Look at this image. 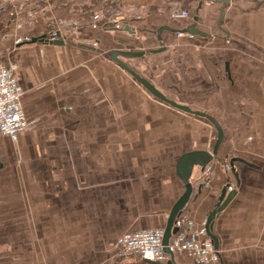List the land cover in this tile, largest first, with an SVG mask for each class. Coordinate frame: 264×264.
I'll list each match as a JSON object with an SVG mask.
<instances>
[{"label": "crops", "instance_id": "1", "mask_svg": "<svg viewBox=\"0 0 264 264\" xmlns=\"http://www.w3.org/2000/svg\"><path fill=\"white\" fill-rule=\"evenodd\" d=\"M170 1L132 0L161 14L116 25L129 24L134 34L106 24L90 28L89 39L71 46L29 42L37 33L25 26L9 29L8 35L0 31V62L15 66L27 119L16 141L0 131V264H112L122 252V235L164 228L184 190L177 159L186 151L209 149V129L190 121H159V110L178 116L109 57L115 48L148 51L162 45L163 51L145 53L136 62L122 59L169 99L213 116L224 131L218 157L204 175L196 169L195 187L203 186L182 215L191 220L190 231L204 226L222 186L228 179L236 183L235 195L213 221L221 264H264V0H177L179 9L189 11L181 20L167 17ZM258 3L261 8H255ZM194 22L207 35L184 31ZM25 35L29 40L16 43ZM231 40L236 45L224 48ZM122 42L123 48H112ZM177 45L184 50L183 62L170 56ZM141 60L145 63L137 65ZM181 93L189 100L179 101L175 95ZM112 109L137 117L106 122ZM102 115L104 120L96 121ZM147 115L153 120H138ZM181 124L187 145L166 150L168 128ZM113 130L126 135L119 139ZM229 139L251 156H231L249 163L234 162L237 179L224 164ZM17 189H23L22 200ZM204 238L211 240L206 233ZM174 261L196 264L185 253L174 254ZM135 264L155 263L139 258Z\"/></svg>", "mask_w": 264, "mask_h": 264}, {"label": "rangeland", "instance_id": "2", "mask_svg": "<svg viewBox=\"0 0 264 264\" xmlns=\"http://www.w3.org/2000/svg\"><path fill=\"white\" fill-rule=\"evenodd\" d=\"M90 1H91L92 4L97 5V8H96L97 11H102L101 9L105 10L106 12H108V11L111 12L112 10H117V11H116V13L111 12L112 14L109 15V16L104 15L103 18H99L98 20H96V21L94 20L93 21L92 15L89 16V17L80 15V13L82 11H88L89 10V6L88 5L90 3H87L88 0H0L1 8H2V6L4 7L0 11V31H1V34L2 33H7L6 35H8V34H10V30L11 29L15 30V28L16 29H18V27H21V28L23 27L24 28V26H25L26 27V32L30 33V31H32L31 33H37V35H39L40 31H43V30L44 31H49L48 24L50 23V21L55 22V20H58V19L79 20V19H81L83 17V18H87L88 22H92L93 21L92 23H89V25H90L89 27H85V28L80 27V28H78V30L81 31L80 34L72 35V36L67 37L68 41H71V42L75 43L77 41L79 42V41H84L85 39H89L86 34L90 33L89 29L92 28V27H96L97 29H99L101 27V25H102V28H105L104 24H106L107 27H109V26L114 27L116 25H119L121 23V21H123L119 17L120 16L119 14H121L120 12H118L119 11V7L120 8L121 7L125 8V11L123 12V14H121L122 16H124L126 18L132 17L136 21L137 20H142V18H144L146 20V19L151 18L152 16L161 14V13H158L159 10L156 7H152V6L149 7L148 6L146 8H142L137 3L130 2L132 0H90ZM258 4H257V7H255V8H261V6L263 5V3H258ZM176 5L180 6V4H179V2L177 0H175V1L173 0V1H170L168 3V7L169 8L166 10L168 18H170L171 11L173 9H176ZM51 7H53V9H51ZM42 9H47V10L44 11L45 13H43L41 11ZM163 10H164V8H162V11ZM52 16H55V18H53V20H51ZM139 18H141V19H139ZM113 19H116V20L112 21ZM106 21H109V22L105 23ZM110 21H112L114 23H110ZM26 36L27 35H25V37H19V38L23 42V41L28 39V37H26ZM177 36L178 37H184L183 35H178V34H177ZM142 37H143V40H144L145 39V35H142ZM17 39L18 38H16L15 40H17ZM139 41H141V40H139V39L137 40L136 39L135 42H139ZM181 41H182V43L179 42V44L185 45L186 42L184 40H181ZM124 43L125 42H122V45H119L117 43L118 46H114L113 45L112 48L121 47V46L123 48ZM234 44H235V42L233 40L225 41L223 47L224 48H226V47H234ZM177 46H178L177 54L174 55L172 53L170 56H171V58L173 57L175 59L176 63H177V61H182L183 62L184 58L181 59V57H182V55L184 53V50H179V48H181V47H180V45H177ZM110 47L111 46L109 45V48ZM178 54H180V56L177 58ZM241 56L247 57L244 53H241ZM166 57L167 56H165V58ZM131 59L129 61H135L136 62L138 60V58H131ZM171 61H172V59H171ZM144 63L145 62L143 60H141V61H139V63H137V65H141V64H144ZM123 72L125 74H127L124 70H123ZM127 75L130 76L129 74H127ZM129 78L132 79L131 77H129ZM178 83H179V86H181V89H182L181 83L180 82H178ZM148 96L150 98L154 99L160 105H164L168 109H173L174 112L172 110H168V111H170L171 113H173L176 116H178V118H176L172 114H169V113L167 114V113H164L163 110H159L158 113L160 114V117H161L159 119V121H161V120L165 121L167 123L166 125H168V124L171 125L173 122H176V121H179V122H182V123L190 121V122H194V123H197V124L206 125L208 127V129H209V133H208L209 141L211 140L210 142L214 143L215 138H216V130L212 126V124L209 123V121H207L204 118H201V117H198V116H195V115H191V114L185 113L183 111L174 109L173 107L169 106L167 103L155 98L153 95L150 96L148 94ZM175 96L181 102H186V100H189L188 98H185L183 96V93H181L180 95H175ZM191 100L192 101L193 100L197 101V103L199 104V99L198 98H194V99H191ZM236 100L237 101H241L242 99H235V101ZM163 103H165V104H163ZM245 105H246V103L243 106H245ZM125 111H126V109H124L123 111H116L115 109H112V113L110 115V119H109V116L106 115V118H105L106 122L110 120V122L118 124L119 122H123V121L126 122L128 120H131V119L137 117V116H134V115L127 114V113H125ZM131 117H133V118H131ZM149 117L150 116H148L147 119H143L142 117H140V119H138V120H142V121L153 120V118H149ZM103 120H104L103 119V115H102V120H100L98 118L96 119V121H103ZM154 120H158V119L154 118ZM175 127H176L175 129H173L172 127H171V129L168 128V130H167V132H166V134H165V136L163 138L164 143L168 146V148H166V150L171 149L172 152H173V148L178 150V149H181L182 147L187 145V142H186L187 131L185 129H183V125L182 124L180 126H175ZM235 131H238V129H235ZM96 132L98 133L99 131H96ZM113 134L117 135L118 138L120 139V138H123L126 135V130L124 131L123 136H121V137H120V131L116 132L115 130H113ZM230 137L232 139V136H230ZM231 139H229V142H228L229 144L227 145L228 146L227 149L225 148L227 153L225 152L226 155L224 157V164H225V166L227 168L230 167L228 165V162L230 160L229 158L232 155L234 156L236 153H238V154H243V155L250 156L249 151L247 150V147L242 146V145H241V147H239L236 143H235L236 145L234 146V144L232 143ZM212 145L213 144H211L210 148L212 147ZM230 146H233L234 150L232 152L230 151V149H231ZM128 148H130V147H128ZM228 152H231V153H228ZM168 155H170V154H168ZM225 161H228V162L225 163ZM204 174H205V172L203 174H201V175H204ZM194 175L195 176H193V183H195L196 180H197V172L196 171H195ZM233 184H234L233 187H235L236 183H233ZM17 191H18V193H16V195L19 194V198H20V200H22L23 189H17ZM64 199H65V201L70 200L69 194H65ZM117 254H118V256L113 258L112 264H124V263L125 264L126 263L135 264L137 261H139V258L135 257L134 255L126 254L128 256L129 260H124V257L126 256L124 252L118 251ZM122 255H124V256H122ZM110 261H111V259H110Z\"/></svg>", "mask_w": 264, "mask_h": 264}, {"label": "water", "instance_id": "3", "mask_svg": "<svg viewBox=\"0 0 264 264\" xmlns=\"http://www.w3.org/2000/svg\"><path fill=\"white\" fill-rule=\"evenodd\" d=\"M105 2V1H104ZM225 2H229V0H225ZM87 3H90L89 10L88 11H82L80 13L81 16H91L93 18V21L98 20L99 18H103L104 15H111V12L116 13L117 10H112L111 12H106L105 10L101 9L102 11H97V5L92 4L90 0H88ZM76 6V5H75ZM125 7V6H124ZM2 8H4L2 6ZM1 6H0V11H1ZM117 8V7H116ZM176 8L179 9L180 6L176 5ZM53 9V7H51ZM118 9V8H117ZM47 9H42L41 11L45 13ZM125 11V8H120L119 11L121 14ZM119 14L120 19L123 21L126 20V17L122 16ZM46 16V15H45ZM55 16L51 17V20H53ZM87 18H81L79 20H63V19H58L55 20V22L50 21L48 24L49 31H40V34L37 36H34L30 38L29 42H49L54 45H61L65 46L67 45H75L76 43L68 41L67 37L72 36V35H78L81 33V31L78 30L80 27H89V23ZM194 20H197V17H194ZM105 26V24H104ZM165 28V27H164ZM167 28V27H166ZM105 29V28H104ZM109 29L111 30H126L131 34H134L135 31H133V27L130 26L129 24L124 25V27L120 26H114L110 27ZM171 30V28H167ZM161 31L162 29L157 30V40L159 43L162 44L161 42ZM185 32H188L190 35H207L205 32L201 31L196 27V23H192L189 26H187L184 29ZM49 34V39H47V35ZM123 41V40H122ZM164 46L162 45L159 48L156 49H150L148 51H132V50H123L119 48L112 49L109 53V57L113 63H115L117 66L121 67L127 74H129L137 83H139L144 89H146L151 95H153L155 98L167 103L169 106L183 111L185 113L195 115L201 118L206 119L209 121V123L212 124V126L216 130V138L215 141L210 149H196V150H190L182 153L179 158L177 159L176 162V174L183 183L184 190L182 194L179 196V198L174 202L172 205L166 219V223L163 228V238H162V245H163V250L166 252L168 255V259L164 263H158L154 261H148L144 260L146 262L150 263H155V264H175L174 261V252L170 249L169 244L170 240L177 232V227L175 226V221L176 219L182 215V213L186 210L188 207L191 199L195 195V189H197V192H200L203 184L200 183L195 187V184L193 183V176L194 172L196 169H199V172L203 174L205 172L206 167L214 160L216 159L218 148L220 144L223 141L224 137V131L217 119H215L213 116L209 115L208 113L199 111V110H194L191 107L177 103L176 101L169 99L166 97L161 91H159L148 79L145 77L141 76L136 70H134L127 62H125L122 58H140L145 55V53H156L164 50ZM239 161L243 162L247 165L249 163L242 159V158H237V157H231L229 160V165L231 168L232 173L234 174V177L237 179L238 174L234 166V162ZM229 189V190H228ZM235 187L231 185L230 180H227V183L222 186L219 197L217 199V203L213 207L211 211L206 216L205 222H204V228H205V233L206 235L211 239L214 248L218 251V239L213 233V221L215 217L218 216L219 212H221L226 205L229 203V201L232 199V197L235 195ZM219 253V252H218Z\"/></svg>", "mask_w": 264, "mask_h": 264}, {"label": "built area", "instance_id": "4", "mask_svg": "<svg viewBox=\"0 0 264 264\" xmlns=\"http://www.w3.org/2000/svg\"><path fill=\"white\" fill-rule=\"evenodd\" d=\"M188 17L187 9H173L170 13V18L175 20ZM112 21L110 23H114ZM177 33L184 35L183 31ZM20 42L22 41L18 38L16 43ZM14 71V65L0 62V131L12 141H16L18 135L27 128V119L21 103L23 91L17 85ZM192 225L191 220L183 215L176 219L177 232L170 240V249L174 254L185 253L193 257L196 264H221L219 253L212 241L204 238V226L190 231ZM162 238L163 228L142 229L122 235L119 246L125 254L164 263L168 255L163 250Z\"/></svg>", "mask_w": 264, "mask_h": 264}, {"label": "bare ground", "instance_id": "5", "mask_svg": "<svg viewBox=\"0 0 264 264\" xmlns=\"http://www.w3.org/2000/svg\"><path fill=\"white\" fill-rule=\"evenodd\" d=\"M109 21H106L105 23H108ZM92 28H96V27H92ZM101 28V27H100ZM49 34L47 35V39H49ZM67 45V44H66Z\"/></svg>", "mask_w": 264, "mask_h": 264}, {"label": "flooded vegetation", "instance_id": "6", "mask_svg": "<svg viewBox=\"0 0 264 264\" xmlns=\"http://www.w3.org/2000/svg\"><path fill=\"white\" fill-rule=\"evenodd\" d=\"M29 40V39H28Z\"/></svg>", "mask_w": 264, "mask_h": 264}]
</instances>
